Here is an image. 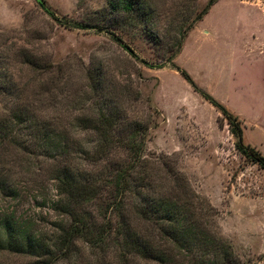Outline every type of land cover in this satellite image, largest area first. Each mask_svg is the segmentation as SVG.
Segmentation results:
<instances>
[{
    "label": "rangeland",
    "instance_id": "374dc122",
    "mask_svg": "<svg viewBox=\"0 0 264 264\" xmlns=\"http://www.w3.org/2000/svg\"><path fill=\"white\" fill-rule=\"evenodd\" d=\"M42 1L60 20L104 30L67 28L37 0H0V264H195L211 258L214 246L217 253L226 249L229 264H264V170L236 150L221 112L167 64L209 0H142L131 23L111 11L109 0ZM246 1L213 6L177 62L236 112L244 142L264 155V2ZM100 108L114 109L123 141L130 125L147 127L150 172L185 181L176 217L203 247L168 242L139 218V231L166 248L161 260L124 261L112 239L96 247L77 240L68 255L59 254V229L69 217L59 208L54 178L66 159L79 160L81 146L98 140L82 131L80 118ZM15 110L27 121L6 128ZM110 196L111 187L78 212L90 223L100 220ZM4 218L26 226L45 247L31 254L9 249Z\"/></svg>",
    "mask_w": 264,
    "mask_h": 264
},
{
    "label": "trees",
    "instance_id": "16d2710c",
    "mask_svg": "<svg viewBox=\"0 0 264 264\" xmlns=\"http://www.w3.org/2000/svg\"><path fill=\"white\" fill-rule=\"evenodd\" d=\"M37 1L41 7H45L42 0ZM217 1H208L186 31L185 38ZM108 4L112 12H116L123 21L131 23L134 14L142 12L143 1L109 0ZM44 9L54 20L67 28L104 30V27L69 24L67 21L55 17L49 9ZM108 33L116 37L113 33ZM147 33L149 32L147 31ZM116 40L121 41L117 37ZM184 41L180 42L178 52L167 60V64L172 70L178 72L205 101L221 112L229 124L230 131L237 139L236 150L247 161L264 170V155L256 147L244 142L243 125L238 116L231 113L223 104L199 87L188 72L174 62L183 47ZM20 111L15 110L10 115L7 120L8 123L5 125L6 128L14 129L16 124L20 125L27 121L24 118V113L19 115ZM118 119L114 109L108 110L107 108H100L96 114H92V116L82 115L80 118L82 131L86 134L97 133L99 138L92 141L94 143L89 146L80 147L78 151L81 157L77 162L66 159L68 163L54 178L57 181L56 190L59 193V202H64L59 208L69 217V222L59 229L57 251L59 254L68 255L70 247L77 240L96 247L112 239L122 248L119 255L124 258V261L131 259V257L153 261L161 260V256H166L167 251H164L166 248L158 247L154 236L151 234L144 235L139 231L134 224V219L139 218L151 224L154 235H157L154 227L158 226L160 235H164L168 242L169 238L172 243L188 241L194 244L200 241V248L203 247L206 243L198 238L192 228L188 230L187 226H181V219L176 217L180 211L178 206H182L183 199L181 196L185 192V181L179 174L172 176L171 173L165 176V173L157 178L154 173L150 172V163L143 156L147 127L140 124L130 125L128 135L124 136L126 140L123 141V138H119L121 136H116L115 133ZM115 139L116 141H113ZM102 162H106V165L103 166ZM92 166L104 168L108 170V174L106 176L95 174L92 171ZM109 187H111V196L106 205L105 210L107 212L103 213V210L98 212L100 220L90 223L85 217L86 213L85 215L81 214L78 212V208L90 202L97 203V200ZM7 188L8 184L5 189ZM162 189H166V191L163 192ZM169 193H171V198H175V200L166 196ZM130 198L137 199L135 204L130 201ZM133 213L135 217H133ZM182 219L184 220L183 217ZM1 227L6 236L5 244L15 252L38 253L45 247L44 243H38V240L21 223L4 218L1 220ZM203 239L207 240L205 237ZM209 244L211 243L209 242ZM214 247L211 248V258L195 264H229L231 262L226 249H221L217 253V247Z\"/></svg>",
    "mask_w": 264,
    "mask_h": 264
},
{
    "label": "crops",
    "instance_id": "0c3cea01",
    "mask_svg": "<svg viewBox=\"0 0 264 264\" xmlns=\"http://www.w3.org/2000/svg\"><path fill=\"white\" fill-rule=\"evenodd\" d=\"M220 0H218L213 6H215L218 2H219ZM241 2H244V3H249V2H247L246 0H240ZM257 2H255V3H258V4H261V3H263L264 2V0H256ZM251 3V2H250ZM212 6V7H213ZM211 7V8H212ZM211 10V9H210ZM210 10H209V12H210ZM208 12V13H209ZM207 13V14H208ZM206 14V15H207ZM205 15V16H206ZM205 16H204V18H205ZM204 18L201 20V21H203L204 20ZM200 21V22H201ZM199 23V22H198ZM198 23L196 24V26L198 25ZM196 26L190 31V33L188 34V36L185 38V41H184V44H183V47H182V49H181V51L179 52V54L176 56V58H175V60H174V62L178 65V66H180L179 64H178V62H177V58L179 57V55L183 52V49H184V46H185V43H186V41H187V39L190 37V35L192 34V32L195 30V28H196ZM181 67V66H180ZM181 68H183V67H181ZM184 69V68H183ZM189 74V73H188ZM190 75V74H189ZM191 76V75H190ZM191 78L193 79V77L191 76ZM194 80V79H193ZM194 82L199 86V87H201L195 80H194ZM202 88V87H201ZM203 90H205L204 88H202ZM207 93H209L207 90H205ZM211 96H213L211 93H209ZM214 97V96H213ZM215 98V97H214ZM216 99V98H215ZM217 100V99H216ZM220 102V101H219ZM221 103V102H220ZM222 104V103H221ZM225 106V105H224ZM226 107V106H225ZM227 108V107H226ZM228 109V108H227ZM231 113H233L234 115L236 114V112H233L232 110H230V108L228 109ZM244 130V129H243Z\"/></svg>",
    "mask_w": 264,
    "mask_h": 264
}]
</instances>
